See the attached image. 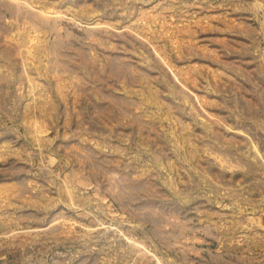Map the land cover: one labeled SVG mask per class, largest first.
Instances as JSON below:
<instances>
[{
	"label": "rangeland",
	"instance_id": "1",
	"mask_svg": "<svg viewBox=\"0 0 264 264\" xmlns=\"http://www.w3.org/2000/svg\"><path fill=\"white\" fill-rule=\"evenodd\" d=\"M0 264H264V0H0Z\"/></svg>",
	"mask_w": 264,
	"mask_h": 264
}]
</instances>
